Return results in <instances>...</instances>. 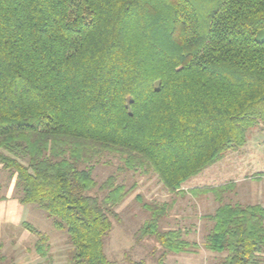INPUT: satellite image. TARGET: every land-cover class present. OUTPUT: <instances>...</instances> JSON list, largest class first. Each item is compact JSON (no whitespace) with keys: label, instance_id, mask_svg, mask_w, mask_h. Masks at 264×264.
<instances>
[{"label":"trees","instance_id":"1","mask_svg":"<svg viewBox=\"0 0 264 264\" xmlns=\"http://www.w3.org/2000/svg\"><path fill=\"white\" fill-rule=\"evenodd\" d=\"M257 126L264 0H0V165L19 202L67 232L70 264H113L110 217L130 189L95 180L108 156L170 192L213 194L204 248L225 253L220 264H263L264 206L224 202L231 182L181 188ZM143 207L137 239L161 247L157 264L195 251L180 229L161 228L163 205ZM0 264L15 263L0 253Z\"/></svg>","mask_w":264,"mask_h":264},{"label":"rangeland","instance_id":"2","mask_svg":"<svg viewBox=\"0 0 264 264\" xmlns=\"http://www.w3.org/2000/svg\"><path fill=\"white\" fill-rule=\"evenodd\" d=\"M119 166V160L108 156L95 163L93 169V177L98 183L114 175L115 184L130 189L114 208L116 217H110L112 229L104 244L109 261L113 264H157L161 247L153 239H137L136 234L149 217L143 204H153L165 207L160 222L162 229H180L186 240L198 245L194 252L168 253L165 264H220L225 253H213L204 248L212 226L207 216L218 206L213 194L170 192L152 171L119 170ZM12 177L10 171L0 168V199L14 200L10 209H15L18 203L15 211L22 220L13 223L15 212L10 214L8 208L13 218L8 216L6 222H0V253L15 264H70L73 247L67 232L55 228L46 211L37 205L21 204L18 200L20 192ZM229 182L234 187L224 195V202L264 206V128L261 126L248 131L242 147L227 151L219 161L189 178L181 188L186 191ZM91 193L100 197L104 195L98 187ZM24 223L30 224L31 228ZM38 245L44 246V254L40 253Z\"/></svg>","mask_w":264,"mask_h":264},{"label":"crops","instance_id":"3","mask_svg":"<svg viewBox=\"0 0 264 264\" xmlns=\"http://www.w3.org/2000/svg\"><path fill=\"white\" fill-rule=\"evenodd\" d=\"M1 168V165H0ZM14 184H15V177H12ZM9 190H11V188H9ZM10 195V194H9ZM14 203V200H8V199H0V222L1 220L3 222H6L8 220V216H11L10 214H12V211L15 212L14 216V220L12 221L13 223L18 222L20 220H22V217L19 216V214L16 213V211L18 210L19 204L17 203V206H15V209H10L12 207H10L12 204ZM8 208L11 210L10 214L8 213ZM16 210V211H15ZM12 217V216H11ZM13 218V217H12ZM17 220V221H15ZM214 253V252H213Z\"/></svg>","mask_w":264,"mask_h":264}]
</instances>
